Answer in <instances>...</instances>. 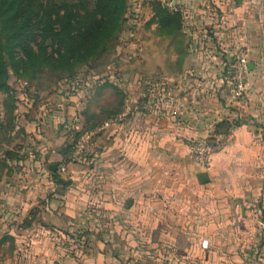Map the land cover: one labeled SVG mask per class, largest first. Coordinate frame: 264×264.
I'll use <instances>...</instances> for the list:
<instances>
[{"label": "crops", "instance_id": "obj_1", "mask_svg": "<svg viewBox=\"0 0 264 264\" xmlns=\"http://www.w3.org/2000/svg\"><path fill=\"white\" fill-rule=\"evenodd\" d=\"M134 1L138 5L132 16L144 15L142 31L146 35L141 46L143 61L148 66L144 84H140L143 107L134 112L135 107L131 108L125 121L112 125L97 138L101 146L95 157L100 163L95 173L96 212L103 218L111 213L117 221L115 238L123 239L119 232L123 217L119 213L133 217L136 205L131 204V196L135 190L139 185L150 190L153 183L157 184L151 181L155 158L166 165L165 186L159 190H164L166 205H162L158 216L174 230L165 233L153 229L161 237L173 239V253L168 255L160 248L162 254L160 260L155 259L156 264H264V23L259 21L257 8L250 7V0H242L241 4L236 0H171V8L164 5L167 0ZM153 1L180 14L181 25L176 33L166 35L152 21ZM238 45L246 51L251 69L247 92L235 98L230 69ZM48 117L42 118L45 127L34 135L38 144L40 137H45V141L48 138V143L54 140L48 125L52 120ZM26 127L25 132L30 133ZM213 134L225 135L227 143L202 169L189 159L186 145L190 140ZM8 151L5 149L2 155L0 150V239L9 238L0 244V253L12 252L6 245L17 243V239L29 238L31 234L32 238H40L46 231L40 222L54 225L77 218L89 221V206L87 202L83 206L81 197L77 200L66 194L62 206L44 199L42 179L37 181L39 185L34 184L31 198H9L2 188L9 164L5 157ZM15 152V157L22 154ZM53 153L41 142L35 153L39 175L44 174L42 167ZM61 160L59 157L48 166L51 173L53 165L57 166L56 171L61 167ZM137 163L142 164L141 171ZM84 172L90 174H80ZM202 172L208 177L204 184L197 178ZM117 199L126 201L125 212L120 210ZM140 203V218L145 217L150 225L152 207L160 206L150 199ZM23 221H29L33 228L32 232L27 230L31 232H26L27 236L17 230ZM6 224L8 228L3 231ZM148 227L147 237L151 241L153 233ZM131 238L135 239L133 234ZM129 241L128 238V245H132ZM34 243L30 239L28 246L35 252ZM130 247L135 257L140 248L136 249L134 244ZM151 249L150 245L147 250ZM48 255H52V250ZM96 255L103 264L105 257L99 252Z\"/></svg>", "mask_w": 264, "mask_h": 264}, {"label": "rangeland", "instance_id": "obj_2", "mask_svg": "<svg viewBox=\"0 0 264 264\" xmlns=\"http://www.w3.org/2000/svg\"><path fill=\"white\" fill-rule=\"evenodd\" d=\"M137 2L127 0V9L121 30L109 43L103 57L93 60L86 66L77 67L71 72L67 70L52 72L41 69L31 80L26 82L10 73L7 82L11 91L0 92V150L2 155L5 149L12 150L13 154L16 153L15 150L22 152L21 155L18 153L14 160H9L6 167V177L3 181L5 184L2 188L6 190L8 197L31 198L34 184L38 183L37 181L40 183L42 179L43 181L40 183L43 189L41 196L44 199L62 206L66 199L65 195L70 193L77 200L81 197L83 206L87 202L90 212L89 221L77 218L65 224L38 223L46 230L40 238H32L33 234H31L28 236L29 238H20L17 239V243L12 242L6 245L11 247L12 252L0 253V264H101V261L97 260V252L105 257L102 261L103 264L134 262L156 264L155 259L160 260L161 249L163 252L166 250L168 255L173 253L171 251L173 239L171 237L165 239L166 235L161 237V233L157 234L153 231L154 228L158 232L172 233L174 231L173 226L158 216L161 209L163 210L162 205H166L164 190L159 191L165 186L163 184L165 181H163V176L166 171L165 163L155 158L152 159L151 181L152 183L153 180L157 181L158 186L153 183L151 189L148 190L147 188L142 189L139 185V189L135 190V194L131 196V204L136 205L135 215L131 217L119 213V216L123 217L120 219L119 231L123 239H116L117 235L114 232L116 218H112L111 213L104 218L101 217L95 207L97 177L95 173L100 166L95 157L101 146L100 139L97 138L102 136L107 129L86 145L88 148L86 152H78L79 139L89 131L105 124L110 118L115 117L116 111L122 108L124 103L127 104L130 111L131 108H136L132 109V112L143 107L141 104L143 86L140 84H144V74L147 72L148 66L143 61L144 51L141 47L146 36L142 31L144 15L132 16L136 14L132 11L138 5ZM249 5L253 10L257 8L259 21L263 24L264 0H250ZM114 84L124 91L126 100L120 107L116 105L117 98L108 87ZM47 115L52 120L48 125H50L49 130L52 131L54 140L48 143V138L45 141V137H40L38 144L34 135H39L38 131L45 127V122L41 124V121ZM22 124L23 127L20 126ZM25 127L26 130L27 128L31 130L30 133L25 132ZM90 128L92 129L90 130ZM41 142L44 148L49 146L54 152L53 155H48L45 160L42 176L36 171L37 166L40 165H37L35 154L38 152ZM17 156L21 159H18ZM59 157L64 158L65 162L61 163L63 170L55 171L54 177L48 166ZM137 166L141 171L142 164L138 165L137 163ZM83 171H88L90 174L87 175V172H84L81 175L80 172ZM56 178L70 181V184H59L56 182ZM161 181L162 184H160ZM168 182L171 183V181ZM86 184L89 186L88 189ZM158 192L162 195H159ZM86 194H88V199L85 198ZM149 199L160 206L152 207L153 222L150 225L145 217L140 218L143 214L140 202L149 201ZM117 200L120 210L125 212L124 203L126 201ZM5 219L9 221L8 217ZM148 226L151 227L153 233L151 241L147 237ZM7 228L6 224L2 230L5 231ZM17 228L20 232L26 233L28 229H31V226L29 221H23ZM68 232L69 236L67 237ZM132 234L135 239L131 238ZM128 238L130 244H134L136 249L140 248V250H136L135 257L131 251L132 247L130 246L132 245H128ZM30 239L35 240V252L33 249L29 250ZM150 245L152 249L147 250ZM50 250H52V255H48ZM163 262L165 263V261ZM173 262L177 263L175 258Z\"/></svg>", "mask_w": 264, "mask_h": 264}, {"label": "trees", "instance_id": "obj_3", "mask_svg": "<svg viewBox=\"0 0 264 264\" xmlns=\"http://www.w3.org/2000/svg\"><path fill=\"white\" fill-rule=\"evenodd\" d=\"M126 2L0 0V92L11 91L7 82L10 73L26 82L41 69L71 72L103 57L121 30ZM150 7L152 21L163 33L171 35L180 29L181 16L176 10H168L158 1ZM108 87L120 107L124 95L116 87ZM5 157L14 160L15 155L8 151ZM61 161L64 163V158ZM8 239L2 237L0 244Z\"/></svg>", "mask_w": 264, "mask_h": 264}, {"label": "built area", "instance_id": "obj_4", "mask_svg": "<svg viewBox=\"0 0 264 264\" xmlns=\"http://www.w3.org/2000/svg\"><path fill=\"white\" fill-rule=\"evenodd\" d=\"M167 8H171L172 1L167 0L164 3ZM248 61L246 51L241 46H237L234 49L232 54V62H231V69H230V84L232 87L233 96L235 98H240L243 96L248 90ZM130 113V108L127 104H124L123 110L120 114H117L115 117L110 118L103 124L102 126L95 128L92 131L84 134L78 141V152H86L88 148L86 145L92 140L101 134L103 131L108 129L114 124L120 123L125 121L126 117ZM227 143V137L225 135H211L196 138L190 140L186 145V154L189 159L197 164L202 169L208 167L211 158L221 152L224 146ZM59 170H63V167H59Z\"/></svg>", "mask_w": 264, "mask_h": 264}, {"label": "water", "instance_id": "obj_5", "mask_svg": "<svg viewBox=\"0 0 264 264\" xmlns=\"http://www.w3.org/2000/svg\"><path fill=\"white\" fill-rule=\"evenodd\" d=\"M241 2H242V0H236V3L237 4H241ZM248 69L249 70L251 69V64L248 65ZM56 169H57V166L56 165H53L51 167V170H52L53 173L56 171ZM197 178H198V180H199V182L201 184H204V183H206L208 181L207 174L204 173V172L199 173L197 175ZM56 182L59 183V184H64V185H68L70 183V181H64V180H61V179H57Z\"/></svg>", "mask_w": 264, "mask_h": 264}]
</instances>
